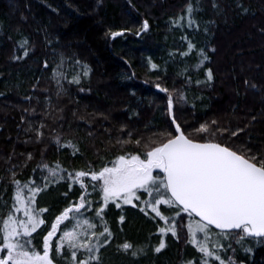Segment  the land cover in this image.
Listing matches in <instances>:
<instances>
[{"label": "snow or ice", "instance_id": "snow-or-ice-1", "mask_svg": "<svg viewBox=\"0 0 264 264\" xmlns=\"http://www.w3.org/2000/svg\"><path fill=\"white\" fill-rule=\"evenodd\" d=\"M208 3L219 14L217 0H208ZM129 4L134 9L131 0ZM235 8L240 15L250 11L242 0H235ZM202 10L203 0H186L182 12L170 19L173 28L185 32L180 37L185 47L170 56L178 54L185 62L178 75L183 76L188 87L193 84L212 87L215 81L214 70L207 66L210 63L208 51L195 40L197 33L203 30L207 34L208 26L215 23L205 21L201 29L197 14ZM149 29V21L144 19L135 35L140 36ZM131 31L129 28L109 30L106 35L114 40ZM260 31L264 33V27ZM19 49L22 55H13L15 61L34 54L27 38L19 42ZM209 51L214 53L216 49ZM189 60L193 62L188 64ZM149 64L152 70L158 69L150 59ZM43 68H49L47 60L43 61ZM201 71L204 79H193L192 74ZM91 72L90 66L78 57L61 54L59 63L52 68L57 96L66 91L65 83L84 92L83 81L90 80ZM134 76L132 73L129 79ZM243 84L264 94V84L247 78ZM155 87L166 94L168 127L146 135L122 124L114 138L111 130L105 128L109 151L114 149L115 152L107 160L97 152L103 161L99 165L88 161L81 168L68 169L59 160L47 162L45 145L40 151V162L32 168V175L21 180L18 177L22 173L17 169L27 168L35 158L33 153H21L25 157L22 164L12 163L11 155L7 158L5 163L10 164L6 169L7 183L0 191V264H60L61 261L64 264H104L102 253L113 244L118 255L130 258L132 264H140L149 250L160 254L167 247L164 238L169 236L176 242L183 240L185 246H191L197 253L182 259L181 264H246L245 259H238L239 252L248 254L250 259L254 252L252 244H264V147L254 149L249 132L257 117L252 115L243 126L235 127L224 126L216 119L198 126L181 124L176 116V105H190L195 110L196 101L203 97L193 95L190 99L182 90L176 95V89L170 91L160 83ZM25 99L30 101L32 97ZM48 107L51 108L50 98ZM43 115L47 119L52 117V112L45 111ZM99 115L108 119L103 113ZM52 119L55 123L58 118ZM21 122H25L24 117ZM28 123L25 132L34 135L29 136L25 144H44L48 130L51 132L48 140L58 152L70 150L77 158L83 155L76 141L65 140L44 120L36 126L31 121ZM150 128L145 125L146 130ZM92 135L89 132V136ZM245 136L249 139H243ZM3 180L4 177H0V181ZM61 184L67 187V191L61 193L67 203L49 221L46 214L52 210L40 206L39 198ZM9 187L12 195L4 199ZM125 206L137 209L157 225V245L138 244L127 236L117 242V233L107 216L112 208L119 210V232L123 233ZM41 232H46L42 236V250L33 243V234Z\"/></svg>", "mask_w": 264, "mask_h": 264}, {"label": "trees", "instance_id": "trees-1", "mask_svg": "<svg viewBox=\"0 0 264 264\" xmlns=\"http://www.w3.org/2000/svg\"><path fill=\"white\" fill-rule=\"evenodd\" d=\"M217 2L221 9L219 14L208 0H203V10L197 14L201 29L205 21L214 20L215 23L208 26L207 34L201 30L195 35L198 45L210 56L207 66L214 70V84L212 87L195 84L188 87L183 76L178 75L185 62L178 54L170 56L185 47L180 39L185 32L173 28L170 19L182 12L186 0H131L134 9L129 0H0V93H4L0 96V177H4L0 181V191L7 183L6 169L10 164L5 161L10 155L12 163L22 164L25 157L21 153H33L35 158L28 167L17 169L22 173L18 178L26 180L40 162V151L45 145L47 162L59 160L64 167L76 169L88 161L99 165L103 162L100 157L104 160L113 157L115 150L109 151L105 128L111 130L113 138L122 124L146 135L167 128L166 94L155 90L156 83L170 91L176 89V95L182 90L190 99L193 95L203 97L196 101L195 110L190 105H176V116L181 124L198 126L216 119L224 126L235 127L237 124L243 126L255 115L257 120L249 129L251 144L254 149L264 147V94L243 84L246 78L264 84V33L260 31L264 27V0H242L250 9L246 15L238 14L235 0ZM144 19L149 21L150 29L137 36L135 33ZM125 28L132 31L123 37L113 40L106 35L109 30ZM24 38L31 42L34 54L15 61L13 55H22L19 42ZM210 48L216 51L213 53ZM61 54L74 55L92 69L90 80L83 81L84 92L65 83L66 91L57 96L52 68L59 63ZM149 59L158 69H151ZM44 60L48 61V69L43 68ZM192 62L187 61L188 64ZM132 73L135 76L129 79ZM192 75L193 79H204L203 71ZM29 96L32 97L30 101L25 99ZM45 111H51L52 117L58 118L55 123L52 117L44 118ZM100 113L108 119L104 120ZM61 116L63 119H59ZM21 117L25 122H21ZM41 120L55 128L65 140L76 141L83 155L77 158L70 150L58 152L48 140L51 135L48 130L44 144H25L24 141L34 135L25 132L28 121L36 126ZM145 125L151 128L146 130ZM89 132L93 135L89 136ZM60 187L52 190L51 200L43 202L52 210L46 214L49 221L67 203L61 196L67 187L63 184ZM11 195L9 187L4 199ZM72 198L75 199V195ZM118 212L112 208L107 216L117 233V242L124 236L132 239L134 227L124 233L118 231ZM140 227L147 229L146 221ZM44 234L46 232L33 234V243L40 250ZM173 242L166 243L167 247L160 254L149 250L140 264H181L182 259L197 255L183 240L173 239ZM252 247L254 252L250 259L243 251L239 252L238 259H245L246 264H264V244L253 243ZM102 258L104 264H132L130 258L116 253L115 244L103 251Z\"/></svg>", "mask_w": 264, "mask_h": 264}, {"label": "rangeland", "instance_id": "rangeland-1", "mask_svg": "<svg viewBox=\"0 0 264 264\" xmlns=\"http://www.w3.org/2000/svg\"><path fill=\"white\" fill-rule=\"evenodd\" d=\"M59 189H61V187L57 186L51 189L50 191L43 193L42 196L39 198L40 206H44L43 202H45L46 200L48 201L51 200L54 197L53 191H56ZM114 210L116 209L114 208ZM124 214L126 216V223L124 225L123 233L127 230H130L133 227L135 229L134 237L131 240L137 243H158V237L156 235L157 225L152 220L145 217L142 213H139L137 209L131 208V206H125ZM143 221H146L148 225V228L145 230H141V227L138 228L139 225L143 223ZM164 239L166 243H174L173 238H171L170 236L165 237Z\"/></svg>", "mask_w": 264, "mask_h": 264}, {"label": "water", "instance_id": "water-1", "mask_svg": "<svg viewBox=\"0 0 264 264\" xmlns=\"http://www.w3.org/2000/svg\"><path fill=\"white\" fill-rule=\"evenodd\" d=\"M155 90L158 91V89H156V87H155ZM158 92H159V91H158ZM160 93H161V92H160Z\"/></svg>", "mask_w": 264, "mask_h": 264}]
</instances>
